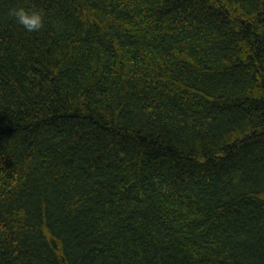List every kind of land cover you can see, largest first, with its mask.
I'll list each match as a JSON object with an SVG mask.
<instances>
[{"label":"trees","instance_id":"trees-1","mask_svg":"<svg viewBox=\"0 0 264 264\" xmlns=\"http://www.w3.org/2000/svg\"><path fill=\"white\" fill-rule=\"evenodd\" d=\"M0 264H264V0H0Z\"/></svg>","mask_w":264,"mask_h":264},{"label":"clouds","instance_id":"clouds-1","mask_svg":"<svg viewBox=\"0 0 264 264\" xmlns=\"http://www.w3.org/2000/svg\"><path fill=\"white\" fill-rule=\"evenodd\" d=\"M8 15L29 33L38 32L44 27L45 15L40 10L17 6L10 8Z\"/></svg>","mask_w":264,"mask_h":264}]
</instances>
